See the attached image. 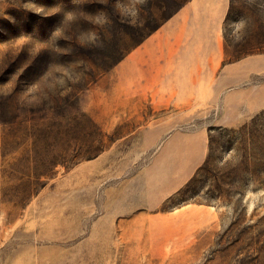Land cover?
<instances>
[{
    "label": "rangeland",
    "instance_id": "1",
    "mask_svg": "<svg viewBox=\"0 0 264 264\" xmlns=\"http://www.w3.org/2000/svg\"><path fill=\"white\" fill-rule=\"evenodd\" d=\"M185 1L0 0V264H264V107L223 126L211 105L152 108L128 75ZM229 2L225 60L264 54V0ZM89 29L102 47L77 42ZM158 124L206 128L208 152L156 203L133 188Z\"/></svg>",
    "mask_w": 264,
    "mask_h": 264
},
{
    "label": "crops",
    "instance_id": "2",
    "mask_svg": "<svg viewBox=\"0 0 264 264\" xmlns=\"http://www.w3.org/2000/svg\"><path fill=\"white\" fill-rule=\"evenodd\" d=\"M229 0H186L127 57L128 75L142 87L152 108L211 105L235 125L264 107V54L236 61L224 58V26ZM128 85V91H129ZM156 151L145 174L136 177L134 195L156 200L184 185L204 163L207 129L166 124L145 127ZM151 132V133H150Z\"/></svg>",
    "mask_w": 264,
    "mask_h": 264
},
{
    "label": "clouds",
    "instance_id": "3",
    "mask_svg": "<svg viewBox=\"0 0 264 264\" xmlns=\"http://www.w3.org/2000/svg\"><path fill=\"white\" fill-rule=\"evenodd\" d=\"M98 2L102 4H107L108 0H98ZM146 2L147 0H139L140 4H146ZM116 7L118 10L122 8L121 0H116ZM86 19H87V22L95 25L97 28H103L105 25H108L110 23V19L108 15L102 11L98 12L95 15H87ZM64 22H67V24L71 26L72 24L79 22V17L76 14L69 12L65 14ZM64 22H62L61 26H58L57 28L54 29L52 33V37L50 38V39H53L54 41L53 47L55 49H59V41L61 39L63 40L71 39V37H69L64 31V28H63ZM76 39L81 47H88V46L102 47L103 46L100 34L97 31L92 30V29L81 30L79 34L77 35Z\"/></svg>",
    "mask_w": 264,
    "mask_h": 264
}]
</instances>
